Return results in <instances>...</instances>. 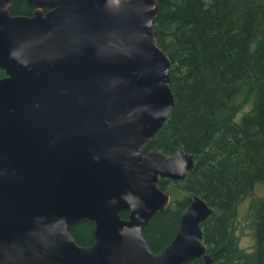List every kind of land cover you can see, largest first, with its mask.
Returning a JSON list of instances; mask_svg holds the SVG:
<instances>
[{
  "label": "water",
  "instance_id": "95a60500",
  "mask_svg": "<svg viewBox=\"0 0 264 264\" xmlns=\"http://www.w3.org/2000/svg\"><path fill=\"white\" fill-rule=\"evenodd\" d=\"M11 1L0 0V264H213L199 228L211 209L193 193L162 249L141 233L169 202L158 178L193 167L180 148L142 152L173 104L156 0H22L29 17L9 15ZM83 220L88 246L69 234Z\"/></svg>",
  "mask_w": 264,
  "mask_h": 264
},
{
  "label": "trees",
  "instance_id": "16d2710c",
  "mask_svg": "<svg viewBox=\"0 0 264 264\" xmlns=\"http://www.w3.org/2000/svg\"><path fill=\"white\" fill-rule=\"evenodd\" d=\"M156 2L153 27L169 61L173 104L142 152L168 156L180 148L192 154L193 167L183 180L158 178L169 202L149 218L142 237L153 253L162 249L193 193L211 209L199 228L212 263L264 264V0ZM27 12L21 1L11 3V14ZM244 199L248 249L238 246L237 234ZM92 230L83 220L69 234L88 246ZM188 264L203 263L198 257Z\"/></svg>",
  "mask_w": 264,
  "mask_h": 264
},
{
  "label": "rangeland",
  "instance_id": "374dc122",
  "mask_svg": "<svg viewBox=\"0 0 264 264\" xmlns=\"http://www.w3.org/2000/svg\"><path fill=\"white\" fill-rule=\"evenodd\" d=\"M261 189L260 187L257 188V193H260ZM247 203V199H244L239 206V212H238V221L237 223V234H238V246L244 249L250 248L252 245V236H251V230L249 227V221L247 218H245V205ZM244 217V218H243Z\"/></svg>",
  "mask_w": 264,
  "mask_h": 264
},
{
  "label": "flooded vegetation",
  "instance_id": "af4514ba",
  "mask_svg": "<svg viewBox=\"0 0 264 264\" xmlns=\"http://www.w3.org/2000/svg\"><path fill=\"white\" fill-rule=\"evenodd\" d=\"M17 1H21L22 2V4L26 7V8H28V12L27 13H23V14H21V13H16V14H11L10 13V7H11V3L12 2H17ZM36 8L35 7H33V6H27L22 0H12L11 2H10V5H9V9H8V14L9 15H20V16H32V13H33V11L35 10ZM40 10H41V12L42 13H45V12H47L48 11V9L47 8H40ZM4 75V74H3ZM2 75V76H3ZM1 76V77H2ZM166 179V178H165Z\"/></svg>",
  "mask_w": 264,
  "mask_h": 264
}]
</instances>
